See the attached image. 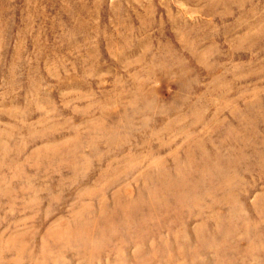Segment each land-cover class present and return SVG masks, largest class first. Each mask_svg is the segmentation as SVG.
I'll return each mask as SVG.
<instances>
[{
  "label": "rangeland",
  "instance_id": "obj_1",
  "mask_svg": "<svg viewBox=\"0 0 264 264\" xmlns=\"http://www.w3.org/2000/svg\"><path fill=\"white\" fill-rule=\"evenodd\" d=\"M0 264H264V0H0Z\"/></svg>",
  "mask_w": 264,
  "mask_h": 264
}]
</instances>
